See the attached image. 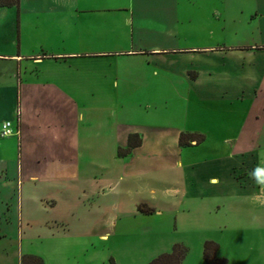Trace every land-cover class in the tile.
<instances>
[{
  "label": "crops",
  "instance_id": "1",
  "mask_svg": "<svg viewBox=\"0 0 264 264\" xmlns=\"http://www.w3.org/2000/svg\"><path fill=\"white\" fill-rule=\"evenodd\" d=\"M231 1L203 3L210 7L201 17L219 27L218 37L211 28L205 37L190 32L196 0L0 7V123L19 128L0 138V250L13 241L0 264L24 255L42 264H118L83 252L126 232V217L155 234L163 222L196 233L197 255L180 244L181 264H205V241L227 264H264V185L254 172L264 167V103L256 113L243 108L264 87V39L236 36L257 14L242 12L250 1ZM212 79L219 90L208 94ZM242 81L253 85L247 97ZM180 133L203 141L179 146ZM129 134L141 144L118 157ZM140 203L153 212H138ZM22 240L50 244L23 254ZM75 248L82 251L73 263L66 249ZM162 250L155 255L171 251Z\"/></svg>",
  "mask_w": 264,
  "mask_h": 264
},
{
  "label": "rangeland",
  "instance_id": "2",
  "mask_svg": "<svg viewBox=\"0 0 264 264\" xmlns=\"http://www.w3.org/2000/svg\"><path fill=\"white\" fill-rule=\"evenodd\" d=\"M204 1H210V2H215V0H196V20L195 23L193 24V28H191L190 32L194 33L197 37H205L208 35L209 28L213 29V32L215 33L214 35L220 36L219 27L215 24H211L207 21H204L201 17V14L204 12H208L209 10V5H204ZM240 2L245 4L247 1L248 4L244 5V9L241 11L243 13H246L248 10L250 14H257L256 17H254L252 20H246L243 22L244 25H237L236 30H238V33H236V36L238 37H244L245 40L242 41H247L249 39H253L252 41L258 42L261 39H264V0H258L255 2V0H232L231 3H236ZM250 3V5H249ZM214 4V3H213ZM215 5V4H214ZM204 7H206L204 10ZM216 8H219V5H215ZM189 30H184L181 29V32L188 33ZM237 32V31H236ZM233 34V33H232ZM240 34V35H239ZM234 37L233 35H231ZM196 68L199 70H204L206 66L202 63H197ZM215 79L212 81H209V85H203L204 92L208 94H214L219 90L218 86L214 83ZM243 85L245 86V91L243 95L245 97L249 96L248 92L253 91V85L252 82L250 81H242ZM215 85V86H214ZM228 86V85H227ZM234 85H229L228 88L226 87V90L233 94L237 93L238 89H236ZM261 93L260 95L256 98L253 99L250 97L245 103H244V109L250 112V113H256L259 111V108H261V104L264 103V87L255 89L254 90H260ZM256 92V91H255ZM251 96V95H250ZM243 97V98H245ZM171 109L169 110L168 113H170ZM210 136L215 138H220V134H218L216 131H210ZM192 144V143H191ZM259 171H257V168H254V172H256V177H257V184L262 186L260 184V180L264 178V167H258ZM102 220V219H100ZM141 220H135L133 218H122L121 223L123 224V227L127 230L126 232H121L115 235H111L109 240L107 242H104V244H101L96 250H89L88 253L83 252L84 254L89 255L92 252H95L97 255V258L95 259V262L97 263L103 256H111L114 258L118 264H145V260L147 257H150V255L154 252V255L157 254V252L160 251H155L157 249H163L161 252L167 250L170 251L172 248L173 244H186L190 248V257H195V254L197 255V247H198V235L196 233L192 232L190 229L182 231L181 233L178 231H169L168 227L164 225L161 232L158 234H155L154 232H149V227H147L148 224H143L140 222ZM155 221H152L151 223H154ZM156 224V222H155ZM156 229V228H155ZM7 234L11 236L13 233V228L11 226H8L6 228ZM42 242V241H41ZM38 242L34 241L32 242L29 246H27V243L22 240V253L26 252V250L30 251V254H37V253H42L44 248V244L49 245L50 242ZM41 243V245H40ZM49 243V244H48ZM8 244V243H7ZM11 247L9 248L7 245L1 246V249L4 251L0 252L6 253L12 252V245L13 241L10 242ZM89 244V243H88ZM183 244V245H184ZM98 245H100L98 243ZM185 245V246H186ZM85 247L90 248L88 245H83L81 247L84 249ZM165 249V250H164ZM66 256L69 257V260L72 261L73 263L75 262V258L77 255L82 251L81 249H66ZM80 251V252H78ZM63 252V251H62ZM157 256V255H155ZM55 257V256H54ZM54 257H51L52 259ZM74 257V258H73ZM12 257H10L11 259ZM100 258V259H99ZM151 260V259H150ZM106 263L110 264V259H106ZM21 264V260L20 263Z\"/></svg>",
  "mask_w": 264,
  "mask_h": 264
},
{
  "label": "trees",
  "instance_id": "3",
  "mask_svg": "<svg viewBox=\"0 0 264 264\" xmlns=\"http://www.w3.org/2000/svg\"><path fill=\"white\" fill-rule=\"evenodd\" d=\"M19 0H0V7H18ZM191 141L199 144L203 141V136L199 134L180 133L179 146H189ZM141 138L138 134H129L127 138V145L125 148H117V156L124 157L131 152L133 148L140 146ZM138 212L142 214H150L153 209L148 208L145 204H138L136 206ZM218 245L212 241H205L202 248V258L205 264H227L225 259L217 258L216 252ZM187 249L180 245L174 244L171 251L162 253L151 259L148 264H181L185 257ZM112 262V261H111ZM21 264H42V260L36 256L24 255L21 257Z\"/></svg>",
  "mask_w": 264,
  "mask_h": 264
},
{
  "label": "built area",
  "instance_id": "4",
  "mask_svg": "<svg viewBox=\"0 0 264 264\" xmlns=\"http://www.w3.org/2000/svg\"><path fill=\"white\" fill-rule=\"evenodd\" d=\"M13 135H19V128L13 127L11 121L1 122L0 123V138H7ZM257 171H259L258 168H257ZM260 184L264 185V178L260 180Z\"/></svg>",
  "mask_w": 264,
  "mask_h": 264
}]
</instances>
